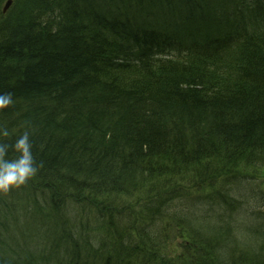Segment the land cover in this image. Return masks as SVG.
Returning <instances> with one entry per match:
<instances>
[{
    "label": "trees",
    "instance_id": "1",
    "mask_svg": "<svg viewBox=\"0 0 264 264\" xmlns=\"http://www.w3.org/2000/svg\"><path fill=\"white\" fill-rule=\"evenodd\" d=\"M6 1L0 127L31 133L38 172L34 194L0 192V264H264L241 170L264 154V0ZM190 168L216 191L174 216L169 251L162 195Z\"/></svg>",
    "mask_w": 264,
    "mask_h": 264
},
{
    "label": "clouds",
    "instance_id": "2",
    "mask_svg": "<svg viewBox=\"0 0 264 264\" xmlns=\"http://www.w3.org/2000/svg\"><path fill=\"white\" fill-rule=\"evenodd\" d=\"M15 103L12 93L0 94V111ZM12 133L0 127V192L7 193L25 185L38 172L31 133L25 131L13 143L5 142Z\"/></svg>",
    "mask_w": 264,
    "mask_h": 264
},
{
    "label": "bare ground",
    "instance_id": "3",
    "mask_svg": "<svg viewBox=\"0 0 264 264\" xmlns=\"http://www.w3.org/2000/svg\"><path fill=\"white\" fill-rule=\"evenodd\" d=\"M8 2H9V0L6 1V3L3 4V6H2L4 12H7L11 6V4H8ZM153 163H154V161L152 160V164ZM163 164H165V163H163ZM167 164H169V163H167ZM195 165H192V167L194 169H197L198 166H195ZM191 170H192V168H190L189 173L186 174L181 179L182 181L178 183L177 190H171V191L166 192L164 195H162L163 197L167 198V202L173 201V203H176L180 199H184V201H185L188 199V197H190L191 199L193 196L194 197H201L203 195V194H201L202 192H204V194H206V192L208 191V193L206 195H210V190L216 191L214 188H212L213 182H212L211 174H205L203 172L201 174H195V173L192 174V173H190ZM204 175H206V176L204 179L201 180L202 183L198 184L197 187L193 186V183L191 182L192 177L204 176ZM237 175H238V173L233 169H230L228 171V178L227 179L228 180L231 179L229 181L230 188H234L237 186V182H236ZM60 176H61L60 177L61 178V184L65 185L66 183H68L70 181V177L67 174L64 175L61 172ZM63 176H65V179H63ZM76 177L79 179H86L87 178V177H84V176L78 175V174H76ZM219 178L220 177H217V179H219ZM53 179H56V178H53ZM221 180H224V179H221ZM55 181L56 180H53L51 182V184L54 183ZM225 181L226 180H224V182ZM225 184L227 186V182H225ZM23 186H25V187L22 188V186H21L20 188L25 189L26 191L34 194V189L30 185L27 184V185H23ZM46 186H50V184H47ZM103 189H106V188H103ZM199 189H201V190H199ZM212 193L215 194L214 192H212ZM129 195L131 196V198L129 197L128 203L130 202L131 207H133L135 210L138 209L142 205V203L144 202V200L146 198L145 192L142 189H140V190L132 189L129 192ZM207 201L208 202L211 201L209 197L207 198ZM159 212H160L159 216H162V215L168 213V210L161 209ZM211 212H212V210L210 211V213ZM174 219H175L174 216L168 215L166 218H163V220H161V223L158 222V224H155V227L168 231L169 230L168 226H170V222L172 223L174 221ZM162 225H163V227H161ZM161 238H163V237H161ZM33 255H34V251L29 250L27 253V256H25V257L27 258V257L33 256ZM9 260H11V259L9 258ZM52 264H57V263L52 262Z\"/></svg>",
    "mask_w": 264,
    "mask_h": 264
},
{
    "label": "rangeland",
    "instance_id": "4",
    "mask_svg": "<svg viewBox=\"0 0 264 264\" xmlns=\"http://www.w3.org/2000/svg\"><path fill=\"white\" fill-rule=\"evenodd\" d=\"M247 161V160H246ZM243 162L245 165L242 164L241 166V170L243 171L244 174L249 175V177H252V180L250 183V185H252V187L255 188V190L251 193V194H247V199L250 201V203H254L256 201V197H259V194H256V192H260L263 191L264 192V154L261 156H257V158H255V160L253 161H249V162ZM214 188V187H213ZM201 190V189H199ZM210 192L212 193V191L210 190ZM208 193V191L206 192V194ZM201 194H203L205 197L206 194H204V192H202ZM200 200L197 199V197H192V199L190 197H188L187 200L184 201V199H180L178 202L173 203L175 206H173L172 208H170V211L168 212V215L170 216H177L178 212L182 209V207L185 209L186 207L189 208V205L194 204V203H198ZM256 204H259L258 202H256ZM179 207V209L177 210V207ZM137 211V210H136ZM161 223V221H160ZM3 227H5V225H3ZM163 227V225L161 226ZM169 230L166 234H168V238H174V240L168 239V242L166 243V248L168 249H174L173 245L174 243L177 245L176 246V251H183L184 248H182V243H184V239L183 236L180 235L179 237H171L172 233H173V228L174 225L170 222V226ZM176 229H178V231H180L179 227H176ZM163 231V233L165 234L164 230L161 229ZM159 231V233L161 234L162 231ZM172 230V233H170ZM165 234V235H166ZM175 234V233H173ZM162 235V234H161ZM171 240V241H170ZM170 241V242H169ZM165 249V250H167ZM168 249V250H169ZM172 251V250H169Z\"/></svg>",
    "mask_w": 264,
    "mask_h": 264
},
{
    "label": "water",
    "instance_id": "5",
    "mask_svg": "<svg viewBox=\"0 0 264 264\" xmlns=\"http://www.w3.org/2000/svg\"><path fill=\"white\" fill-rule=\"evenodd\" d=\"M11 3H12V1H11V0H9L8 4H11Z\"/></svg>",
    "mask_w": 264,
    "mask_h": 264
}]
</instances>
